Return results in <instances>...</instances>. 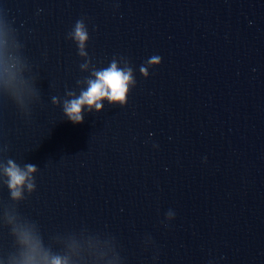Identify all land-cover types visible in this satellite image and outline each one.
Listing matches in <instances>:
<instances>
[{"label": "water", "instance_id": "1", "mask_svg": "<svg viewBox=\"0 0 264 264\" xmlns=\"http://www.w3.org/2000/svg\"><path fill=\"white\" fill-rule=\"evenodd\" d=\"M55 261L264 264V0H0V264Z\"/></svg>", "mask_w": 264, "mask_h": 264}, {"label": "clouds", "instance_id": "2", "mask_svg": "<svg viewBox=\"0 0 264 264\" xmlns=\"http://www.w3.org/2000/svg\"><path fill=\"white\" fill-rule=\"evenodd\" d=\"M77 36L81 40L84 39V35L80 32L79 27L77 28ZM98 77L100 82L92 83L88 92L82 94L79 100H74L66 105L65 112L73 123L82 122L83 118L80 115L81 105L85 103L92 105L102 96H108L110 100L122 99L124 97L126 91L125 82L129 78L128 75L118 71L115 65H113L111 69L105 71L103 74H98ZM33 170L31 167L29 168V171ZM9 175L11 176L10 186L12 187L22 183L24 180V175L18 174L14 168L9 169ZM16 194L18 193H14V195ZM54 264H59V261H55Z\"/></svg>", "mask_w": 264, "mask_h": 264}]
</instances>
